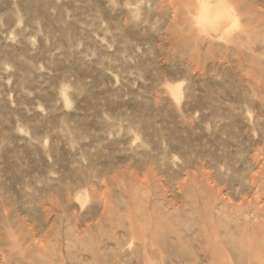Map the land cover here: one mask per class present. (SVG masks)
Instances as JSON below:
<instances>
[{"label": "rangeland", "instance_id": "rangeland-1", "mask_svg": "<svg viewBox=\"0 0 264 264\" xmlns=\"http://www.w3.org/2000/svg\"><path fill=\"white\" fill-rule=\"evenodd\" d=\"M0 264H264V0H0Z\"/></svg>", "mask_w": 264, "mask_h": 264}, {"label": "bare ground", "instance_id": "bare-ground-1", "mask_svg": "<svg viewBox=\"0 0 264 264\" xmlns=\"http://www.w3.org/2000/svg\"><path fill=\"white\" fill-rule=\"evenodd\" d=\"M223 18H224V14L223 13L222 14L216 13V14H214L211 17L209 16L208 20L211 22V21H216V20H222Z\"/></svg>", "mask_w": 264, "mask_h": 264}]
</instances>
